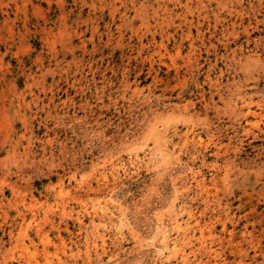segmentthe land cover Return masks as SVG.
I'll return each instance as SVG.
<instances>
[{
	"label": "rangeland",
	"instance_id": "1",
	"mask_svg": "<svg viewBox=\"0 0 264 264\" xmlns=\"http://www.w3.org/2000/svg\"><path fill=\"white\" fill-rule=\"evenodd\" d=\"M0 264H264V0H0Z\"/></svg>",
	"mask_w": 264,
	"mask_h": 264
},
{
	"label": "bare ground",
	"instance_id": "2",
	"mask_svg": "<svg viewBox=\"0 0 264 264\" xmlns=\"http://www.w3.org/2000/svg\"><path fill=\"white\" fill-rule=\"evenodd\" d=\"M189 213H190V212H189ZM189 215H190V214H189ZM188 220H190V219H188ZM92 222H93V220H92ZM177 222H179V220H178ZM94 225H95V224H94ZM94 225H93V226H94ZM176 226H177V225H176ZM98 228H99V226H98ZM98 228H97V229H98ZM94 229H95V228H94ZM95 230H96V229H95ZM103 235H104V234H103ZM167 237H168V236H167ZM104 238H105V237H104ZM103 240H104V239H103ZM103 240H102V241H103ZM164 240H165V239H164ZM104 241H105V240H104ZM104 241H103V242H104ZM166 241H167V240H166ZM175 242H176V241H175ZM177 245H178V244H177ZM174 246H175V245H174ZM174 250H175V249H174ZM179 250H180V249H178V251H179ZM200 250H201V249H200ZM171 251H172V250H171ZM180 251H181V250H180ZM174 252H176V251H174ZM176 254H178V253H176ZM185 255H186V254H185ZM185 255H184V257H186ZM184 257H182V258L184 259ZM186 258H187V257H186ZM187 259H188V258H187ZM187 259H186V260H187ZM186 260H184V261L186 262ZM184 261H183V262H184ZM185 262H184V263H185Z\"/></svg>",
	"mask_w": 264,
	"mask_h": 264
}]
</instances>
